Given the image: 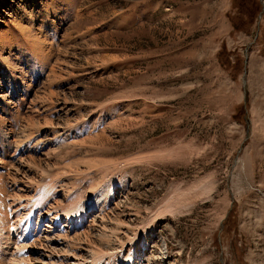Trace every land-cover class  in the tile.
<instances>
[{
    "label": "rangeland",
    "instance_id": "obj_1",
    "mask_svg": "<svg viewBox=\"0 0 264 264\" xmlns=\"http://www.w3.org/2000/svg\"><path fill=\"white\" fill-rule=\"evenodd\" d=\"M0 135L5 217L92 208L31 264H264V0H0Z\"/></svg>",
    "mask_w": 264,
    "mask_h": 264
},
{
    "label": "bare ground",
    "instance_id": "obj_2",
    "mask_svg": "<svg viewBox=\"0 0 264 264\" xmlns=\"http://www.w3.org/2000/svg\"><path fill=\"white\" fill-rule=\"evenodd\" d=\"M1 135H0V146L1 148L2 147V140H1ZM4 145V144H3ZM5 148H3V152L4 154L3 157L5 156ZM2 152V153H3ZM5 158V157H4ZM45 176H48V174H44ZM40 191V192H39ZM52 193V187L51 186H43V185H38L37 186V189H36V193L34 196H32L31 198H28L27 200H25L22 204V207L20 209V211H16L14 214H10V216L7 218V216L5 217V215H3V213L5 212H1V209H0V252L4 251L5 250V246L8 248V244L10 243V240H11V235L14 234L16 236V240H15V252L14 253H17V252H21L22 251V254L19 253V254H11L13 252H10L12 256V258L10 259H5L6 263H4L2 260L1 257L3 256H0V264H31L30 260H29V256L28 255H23L25 251V248L27 245H25V243H23V241H26L28 240V237L31 236L32 237V232H36L37 231V228L39 226V222L41 220V217H46V218H50L51 217V220H52V223L53 225H56L60 222V218H65V220H67V222L69 223V228L71 227L73 230H77L79 229V227H83L84 225V220L86 218V210L87 209H92V208H88V206H86L85 204H83L82 202H84L82 200V202L80 201L81 204H76V205H73L74 202H76V195L77 193H74L73 196L71 197L72 198V205L73 207L70 208L69 210H66L64 212H62L61 214L59 213H55L54 215L53 214H48L46 211L44 213L43 209L46 207V205L48 204V201L50 198H48ZM75 195V196H74ZM13 196V195H12ZM15 196V195H14ZM13 196V197H14ZM17 196V195H16ZM4 197V191H3V186H2V183H1V178H0V206L3 205L2 204V201H3V198ZM15 198V197H14ZM13 198V199H14ZM79 198L81 199L82 196L79 194ZM84 198V197H83ZM16 199V198H15ZM18 199V198H17ZM100 200V199H99ZM98 200V201H99ZM19 202V201H18ZM17 202V203H18ZM51 202V201H50ZM13 203V202H12ZM16 203V204H17ZM15 205V202L13 203ZM13 205V206H14ZM19 205V204H18ZM10 206V205H9ZM8 206V208H9ZM20 206V205H19ZM4 207V206H3ZM100 208V207H99ZM18 210V209H16ZM94 210V209H93ZM6 213V212H5ZM40 213H43L41 216ZM8 215V214H7ZM16 216L18 217V220H17V223L19 225V227L17 228V231L20 229L19 233H17L16 231H12L11 232V229H12V224H13V218L15 219ZM37 217V221L36 223L34 222L35 218ZM13 220V221H12ZM10 222V223H9ZM64 222V221H63ZM9 223V224H8ZM34 224H35V229H33L34 227ZM7 225H8V228H7ZM60 225V223L58 224ZM13 235V236H14ZM38 234H35L33 235L32 237V241H36L37 242L39 241L38 240ZM66 239V238H65ZM12 241V240H11ZM14 241V240H13ZM45 241H47L45 239ZM78 241V240H77ZM29 242V240H28ZM26 242V243H28ZM80 242V241H79ZM89 243H92L90 241H88ZM33 243V242H31ZM36 242H34L33 244H30V245H35ZM68 243V242H67ZM88 243V244H89ZM70 244V242H69ZM29 245V246H30ZM87 245V244H86ZM28 246V247H29ZM42 246V245H40ZM34 247V246H33ZM24 248V250H23ZM80 248V247H79ZM78 248V249H79ZM4 249V250H3ZM72 249H75V248H72ZM91 249V248H90ZM95 250V248H93ZM91 249V251H94ZM97 250V249H96ZM8 251L7 249L3 252V254ZM24 251V252H23ZM31 252V251H30ZM94 252H99V251H94ZM7 253V252H6ZM26 253V252H25ZM1 254V253H0ZM21 254V255H20ZM7 255V254H6ZM18 255V256H16ZM57 255V254H56ZM76 256V255H75ZM11 257V256H10ZM58 257V256H56ZM73 257V253L71 255V258ZM60 258V257H59ZM70 258V257H69ZM76 261H75V264H86L85 262V259L83 258H80L79 256L76 257ZM34 259V258H33ZM129 257L127 259H125V261H122L121 264H133L134 263V260L133 258L131 257L129 260ZM59 261V260H58ZM33 263V262H32ZM55 263V262H54ZM109 262L105 261V260H102L101 258H95V259H92L91 261H89V264H108ZM44 264V263H42ZM51 264V263H50ZM59 264H62V263H59Z\"/></svg>",
    "mask_w": 264,
    "mask_h": 264
}]
</instances>
